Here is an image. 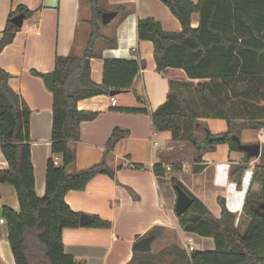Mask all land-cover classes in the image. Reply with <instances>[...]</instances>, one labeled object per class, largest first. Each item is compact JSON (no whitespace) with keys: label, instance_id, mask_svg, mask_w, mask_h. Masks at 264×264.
Instances as JSON below:
<instances>
[{"label":"trees","instance_id":"obj_1","mask_svg":"<svg viewBox=\"0 0 264 264\" xmlns=\"http://www.w3.org/2000/svg\"><path fill=\"white\" fill-rule=\"evenodd\" d=\"M179 21L178 31L165 30L152 17L137 18L136 32L140 40L153 45L155 70L166 74L169 69H181L186 79L169 78L168 90L162 104L150 114L154 131L169 130L173 141H192L198 119L220 118L226 122L224 141L231 150H238L232 136H240L244 128H264V0H161ZM91 17L89 37L82 56H56L52 74L51 152L45 170V191L38 196L34 189L29 134L30 109L9 85L10 74L0 66V151L7 168H0V183L10 184L16 194L18 210L5 206L3 220L15 264H77L66 254L62 230L79 227L80 212L65 201L69 190L83 189L99 173L113 176L104 162L69 173L76 155L69 142L79 137V125L91 120L96 112L82 111L77 102L110 90H129L143 59L103 58V78L97 83L91 78L90 59L98 39L111 45L115 41L100 32L101 14L98 0H86ZM116 11L122 12V8ZM24 12L18 5L8 15L0 38V51L9 44L17 26L11 18ZM198 13L199 22L191 26V15ZM39 76H46L33 71ZM138 99H140L138 97ZM146 112L145 109L130 108ZM115 128L106 147L112 149L119 137ZM217 136L207 135L205 145L219 142ZM198 144V143H197ZM58 157V165H54ZM264 157V153L261 155ZM200 158L193 165L199 172ZM245 164H231L228 178L239 188ZM136 167V166H134ZM157 165L153 166L157 172ZM172 166L171 168H173ZM175 168V167H174ZM163 170H166L165 167ZM193 199L191 206L178 217L180 226L204 237H212L214 250L183 251L187 264H264V213L251 210L253 199L264 200V166H256L252 183L260 190H248L243 210L250 222L242 233L235 225L237 214L227 209L218 197L221 213L215 217L205 204L194 196L178 179L172 178ZM190 214L199 215L193 220ZM87 227L107 228L108 220L90 215ZM157 227L151 231L155 234ZM151 252L134 251L125 264H159Z\"/></svg>","mask_w":264,"mask_h":264},{"label":"crops","instance_id":"obj_2","mask_svg":"<svg viewBox=\"0 0 264 264\" xmlns=\"http://www.w3.org/2000/svg\"><path fill=\"white\" fill-rule=\"evenodd\" d=\"M18 5L25 6L31 13H24L22 25L17 27L12 41L0 51V66L10 74V87L30 109L29 134L34 189L38 196H42L45 191L46 164L53 156L52 94L45 86L44 76L33 71L46 75L52 72L56 56L83 55L90 32L86 21L91 17V10L86 0H0V38L9 13ZM98 5L102 12L119 7L123 11H117L110 23L100 28L104 38L115 41V45L111 46L101 38L95 42L94 56L90 59L92 80L102 82L103 58L143 59L144 67L135 77L133 87L120 91L122 96L114 104L109 94H99L77 102L79 110L97 114L91 120L82 121L78 139L69 142L76 160L67 171L72 173L104 162L113 171V176L96 174L83 189L69 190L64 198L74 211L89 216L97 215L108 220L110 226L66 227L62 230V241L65 253L71 255L77 263L125 264L133 256L132 247L139 239L154 235L150 243L152 253V243L158 237L157 240H160L162 233H169L171 236L172 231L178 233L181 229L178 216L172 209L174 198L166 176L169 170L163 168L171 165L175 167L173 170L186 171L183 154L187 145L184 141H173L169 130L154 131L150 114L164 102L168 90L167 80L186 79V76L181 69H169L166 74L156 72L153 45L148 40L138 39L136 21L137 18L152 17L169 31H172L171 28L178 31L181 26L161 0H98ZM155 9L160 13H155ZM198 22V13H193L191 26L196 27ZM130 108L145 109L146 112ZM115 128H119V137L113 148L108 149L106 144ZM247 129H242L239 137ZM225 132L210 134L216 136ZM250 142L253 141H246ZM197 143L199 142L194 141L195 147ZM215 144L216 142L209 147L213 148ZM228 149L229 156L226 160L216 159L212 164L215 169L214 184L225 188L224 194L216 196V200L218 202V197H222L227 209L237 214V220L243 212L248 190H260L258 182L252 183V175L255 167L264 166V162H259V158L247 161L241 186L238 188L228 178V171L231 164L246 163L245 153L231 150L230 147ZM194 164L190 167L192 170ZM156 165L157 172L153 168ZM0 168H7L1 151ZM207 168L208 166L202 168L199 173ZM177 179L182 183L179 177ZM182 184L208 208L201 195ZM168 199L172 203L167 207L164 202ZM252 201L249 203L251 210H258L260 200ZM0 206L3 210L5 206L18 210L15 191L8 183H0ZM211 213L218 217L221 207L217 214ZM2 216L0 219H3ZM156 227L157 231L153 234L151 231ZM167 244L166 250L157 246L155 251H165L167 264H186V260L178 255V247L171 241ZM181 247L182 251L186 250L185 244H181ZM156 254L158 252L153 254L156 256L155 261L164 264L161 259H157ZM0 264H15L5 222H0Z\"/></svg>","mask_w":264,"mask_h":264},{"label":"rangeland","instance_id":"obj_3","mask_svg":"<svg viewBox=\"0 0 264 264\" xmlns=\"http://www.w3.org/2000/svg\"><path fill=\"white\" fill-rule=\"evenodd\" d=\"M155 13L159 14V10L155 9ZM172 31L175 28H171ZM116 97V100H120L122 93H117L114 95ZM198 125L195 124L194 129L192 131L194 139L192 141H184L187 147L184 149L183 159L185 160V168L183 172L173 170L172 168L167 171V178L169 180L170 184V192L173 200V206L175 205V198H176V191L174 186H172V178L177 179L179 177L185 185H187L192 191L195 193H198L203 197V199L206 201V204L208 205V208L210 211L214 213H218L219 211V204L216 200V196L223 195L225 188L219 187L214 184V178H215V169L213 164V161L216 159H227L229 156V144L223 143V142H217L213 148L211 147H204L205 146V139L209 133H216L220 134L227 130L226 122L223 119L220 118H201L197 120ZM241 131V130H240ZM196 139V140H195ZM252 140L253 142L259 141L262 145L264 144V128H248L245 130L243 135L240 137V141L243 143H246V141ZM194 141L199 142L196 147L193 144ZM175 144H178L177 142ZM197 147H203L202 149H198ZM244 153V152H243ZM198 157L200 158V161L204 167L208 168L206 171L199 173L193 171L190 167L192 166V163H195L196 160H198ZM252 158H250L251 160ZM259 162H264V157H259ZM209 163V164H208ZM170 167H172L170 165ZM172 170V171H171ZM253 202V201H252ZM172 200L168 199L164 202V204L168 207V205H171ZM173 212V210H172ZM237 218V217H236ZM250 220V216L247 214L245 210L241 212L240 217L235 220V225L238 226L239 230L243 233L245 231V228L247 227V224ZM177 223V222H176ZM181 229H179L178 233L172 231V237L169 233H162V236L156 239L152 243V253L158 252L156 254L158 257L157 259H161L164 264H167L168 261L166 260V257L164 256L165 244L169 243L171 241L173 244L176 245L177 252L180 258L182 257L183 251L180 249L181 244H185L188 237H191L193 239V247L195 250H214L215 243L212 237H204L194 232H188L184 230L181 226ZM158 234V233H157ZM171 237V240L169 239ZM157 246L163 247L164 250L155 251ZM168 246V244H167ZM157 250V249H156ZM185 252H187L185 250ZM187 264V262H186Z\"/></svg>","mask_w":264,"mask_h":264},{"label":"water","instance_id":"obj_4","mask_svg":"<svg viewBox=\"0 0 264 264\" xmlns=\"http://www.w3.org/2000/svg\"><path fill=\"white\" fill-rule=\"evenodd\" d=\"M117 11H103L101 14V24L107 25L110 23V21L116 16ZM24 12H20L13 16L11 18V21L13 24H15L17 27H20L22 25L23 19H24ZM44 83L48 90L52 91L54 87V75L52 73L47 74L44 77ZM119 90H110L109 95L114 96L115 94L119 93ZM218 140H224V136L219 135L217 136ZM231 139L236 143V147L238 150L245 153V157L250 158H259L264 153V144L262 145L259 141L257 142H250V143H243L240 141V137L238 136H232ZM176 191V200L174 205V212L176 216L183 215L188 208L191 206L193 199L182 189L180 186H175ZM258 211L260 213H264V200H261L258 205ZM3 209L0 206V217L2 216ZM190 217L195 220L199 217V215H193L190 214ZM90 219V216L86 213H80L79 215V225L83 226L85 225L88 220ZM154 235L145 236L138 241L135 242L132 249L137 252H149L151 249L150 243L153 240ZM77 264H80L79 262Z\"/></svg>","mask_w":264,"mask_h":264},{"label":"built area","instance_id":"obj_5","mask_svg":"<svg viewBox=\"0 0 264 264\" xmlns=\"http://www.w3.org/2000/svg\"><path fill=\"white\" fill-rule=\"evenodd\" d=\"M111 102H112V104H114L116 102V99L114 96H111ZM58 161H59L58 157H54V160H53L54 165H58ZM165 169L169 170V169H171V167L168 165V166H165ZM0 222L3 223L4 220L1 218ZM185 249L187 250V252H191V251L195 250L193 247V239L191 237L187 238L186 243H185Z\"/></svg>","mask_w":264,"mask_h":264}]
</instances>
